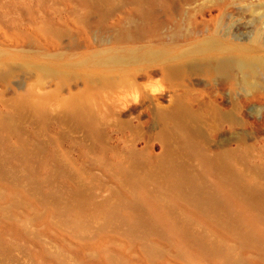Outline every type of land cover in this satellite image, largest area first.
I'll list each match as a JSON object with an SVG mask.
<instances>
[{"label":"rangeland","instance_id":"1","mask_svg":"<svg viewBox=\"0 0 264 264\" xmlns=\"http://www.w3.org/2000/svg\"><path fill=\"white\" fill-rule=\"evenodd\" d=\"M0 264H264V0H0Z\"/></svg>","mask_w":264,"mask_h":264},{"label":"bare ground","instance_id":"2","mask_svg":"<svg viewBox=\"0 0 264 264\" xmlns=\"http://www.w3.org/2000/svg\"><path fill=\"white\" fill-rule=\"evenodd\" d=\"M78 64H79V62L72 63V64H71V67H72V68H76V66H78ZM87 98H89V96H87ZM73 105H74V107H75L76 109L80 110L81 107H82V102H81L80 100H77V101H75V102L73 103Z\"/></svg>","mask_w":264,"mask_h":264}]
</instances>
